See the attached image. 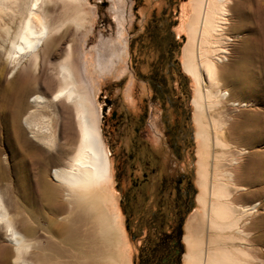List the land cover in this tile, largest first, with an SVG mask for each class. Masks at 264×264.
Returning <instances> with one entry per match:
<instances>
[{
  "label": "bare ground",
  "instance_id": "obj_1",
  "mask_svg": "<svg viewBox=\"0 0 264 264\" xmlns=\"http://www.w3.org/2000/svg\"><path fill=\"white\" fill-rule=\"evenodd\" d=\"M193 1L183 68L197 83L192 103L204 214L185 232L184 264H262L260 236L254 234L246 246L231 234L242 232L258 204H242L231 191L246 189L233 169L245 149L231 142L235 126L225 120L233 92L218 84L220 77L238 75L219 66L232 55L231 32L239 28L235 17L248 28L247 14L260 21L264 12L259 3L251 7V0ZM90 18L83 0H0V50L10 73L26 72L15 89L5 84L0 100V264H120L123 232L109 209L111 157L75 54V35ZM259 35L263 46L264 32ZM106 44L108 51L98 57L101 69L124 54L116 41ZM257 45L242 46L238 73L264 74ZM39 78L41 87L32 89L31 81ZM246 80L237 87L252 94ZM242 113L245 127L254 129L242 137L256 141L259 117Z\"/></svg>",
  "mask_w": 264,
  "mask_h": 264
},
{
  "label": "rangeland",
  "instance_id": "obj_2",
  "mask_svg": "<svg viewBox=\"0 0 264 264\" xmlns=\"http://www.w3.org/2000/svg\"><path fill=\"white\" fill-rule=\"evenodd\" d=\"M257 3L260 4L261 12H264V0H251L250 5L251 7L256 6ZM83 5L90 14L91 20L84 30L75 35V54L81 74L89 84L88 88L99 109L101 131L111 157L113 179L111 180V194H109V209L116 220V224L123 232L124 240H122V244L120 243V264H146L145 259L150 248L149 239L152 234L156 239L161 237L160 233L163 231L165 232L164 235L167 231V235L170 236L179 230L181 239V235L183 232L185 235L189 224L204 214L198 199L202 187L199 184L197 126L195 107L192 103L197 83L194 77L183 68L190 77L189 90L192 98L190 102L185 100L181 105L185 108V117H190V120L188 121L182 116L184 112L178 115H181L180 117L183 119L185 118L184 122L189 125V132L186 143L183 145L182 142H178L174 144L176 146L173 148V140L170 138L173 139L174 136L169 137L167 134L169 129L164 121L166 116L172 125L178 115L167 104V101L158 99L151 82L143 77V74H146L150 69L148 61L155 55L153 53H150L149 56L147 54L142 55L138 49L140 37L146 34L153 19L159 17L163 12H168L171 22H175L173 31L176 37H186L185 45L189 37L187 24L194 12V1L83 0ZM247 17L250 21L248 28L240 25L238 17H235L239 28L237 27L236 31L231 32L235 33L231 36L232 55L228 57V61L224 60L219 64L223 72L225 69H229L234 70L233 72L238 75L228 74L220 77L222 82H219L218 87L233 92V98L226 104L225 120L229 128L233 124L235 126L230 138L231 142L238 148L245 149L242 155H237V152H234L238 156V162L233 169L235 173L240 172L242 174L236 176V182L245 186L246 189L235 191L234 188H231V191L234 192L233 196L240 197L242 204H258L257 211L252 212L245 224L243 222L242 232L232 229L231 234L235 236L236 242H243L246 246L251 243L254 234L260 236V257L261 263L264 264V74L261 71L254 72V74L244 71L238 73L239 57L244 49L242 47L244 44L254 43L257 45L258 43L255 48L256 53L259 56L264 54V45L262 46L261 40H259L262 38V35L260 37L259 34L264 32V17H261L260 21H253L251 19L253 16L250 14H247ZM261 24L262 26H260ZM262 28L263 30H261ZM256 31L259 32L256 34ZM115 41L124 49L123 58H116L113 63L114 66L101 69L98 65L99 53L106 54L108 51L106 42L109 44V42ZM183 47L181 49L182 67ZM252 66H257L259 69L258 62H253ZM10 71L6 56L0 50V100L4 96L5 84H9L11 89H15V81L26 73H23L22 68L16 69L13 73ZM246 78L250 81L252 94L247 88L244 90L237 87L243 81H247ZM40 80L41 78L32 80L30 87L32 89L40 88L41 86L37 83ZM204 84L208 85V80L205 79ZM178 90L179 88H177ZM236 101L250 102L251 104L241 106L235 104ZM243 111L249 114L256 113L259 117L255 129L258 134L256 141L242 137L245 131H250V129L252 132L254 131L252 127H245ZM56 126L62 130V126ZM181 130L180 128L178 131L180 138L182 136ZM2 136L3 132H0V139ZM175 138L180 140L177 135ZM2 141L1 139L0 146ZM144 174L149 177V183L142 184L146 180ZM161 175L166 178L168 186L167 193H164L166 205L161 209L163 213L167 212L168 218V223L164 229H161L160 226L155 227L151 223L149 227L146 223L149 218L145 223L139 222V217L145 214L150 203H152L151 201H153L152 191L159 185ZM181 178L183 181L179 187L186 189L183 199L190 200L184 211V216L178 220L175 217V211L179 207L177 206L178 203L175 202L173 181L175 179L177 182ZM137 182H141V184L138 186ZM152 220L150 219V221ZM253 224H257L256 228L251 229ZM41 238L44 239V236ZM180 242L181 252L184 250L182 255V264H184L186 251L184 236L183 241L181 239ZM177 256L180 260L179 253ZM163 259L161 261L163 264H170Z\"/></svg>",
  "mask_w": 264,
  "mask_h": 264
},
{
  "label": "trees",
  "instance_id": "obj_3",
  "mask_svg": "<svg viewBox=\"0 0 264 264\" xmlns=\"http://www.w3.org/2000/svg\"><path fill=\"white\" fill-rule=\"evenodd\" d=\"M174 25L175 22H171V17L168 12H163L159 17H155L146 34L140 37L138 49L139 53L142 55L147 54V56H149L150 53L155 55L148 61L150 69L146 74H143V77L151 82L154 92L158 95V99L167 101V104L174 109L177 115L184 112L182 116L185 117V108L181 103L185 100L190 102L192 98V94L189 90L190 77L183 70L181 64V49L186 37L182 36L181 38H177L173 31ZM177 88H179L178 91ZM178 116L174 119V124L172 125L170 124L169 118L166 116L164 122L169 129L167 130L169 137L174 136L173 139L170 138V140H173L172 144L174 145L178 142H182L184 145L189 132V125L184 122V119L186 118L189 121L190 117H185L183 119L180 117L181 115ZM180 128L182 129L180 133L182 135L181 138L178 135ZM175 135H177L180 140L176 139ZM175 146L176 145H174L173 148ZM163 206L165 205L160 207ZM149 209L150 208L147 209L144 215L139 217V222L145 223L149 218L146 222L149 227L151 223L155 225V227L160 226L161 229H164L168 223L167 212L161 214L159 212L161 208H159L157 210L158 213L150 217ZM150 219L153 220L150 221ZM182 252H184V250Z\"/></svg>",
  "mask_w": 264,
  "mask_h": 264
},
{
  "label": "flooded vegetation",
  "instance_id": "obj_4",
  "mask_svg": "<svg viewBox=\"0 0 264 264\" xmlns=\"http://www.w3.org/2000/svg\"><path fill=\"white\" fill-rule=\"evenodd\" d=\"M149 176H151V174H148ZM152 178V177H151ZM144 179H146L142 184L148 182L149 183V177H147L146 174H144ZM165 180V183H164ZM183 178L179 179L177 182L174 179V187H173V193L175 194V199H176V203L177 206L179 207V209L177 208L175 211V217L180 220L181 217H183L184 215V211L186 209V206L188 204V201L190 200H184L183 198H185V190L181 187H179L182 184ZM141 184V182H137V185L139 186ZM156 188V189H155ZM153 189V195H152V203H150L149 206V215L150 217L154 216V214L158 213V209L162 207V205H166L165 202V196L164 193L166 194L168 190V186L166 183V178H164L163 175H161V179H160V183L159 185H157ZM187 192V191H186ZM149 194V193H148ZM147 194V196H148ZM180 197V198H179ZM189 198V197H188ZM150 200V199H149ZM148 201V198H147ZM156 202V203H155ZM155 206V208H154ZM165 206H163L164 208ZM154 208V209H153ZM161 214L163 213V211H159ZM181 223V222H180ZM181 225V224H180ZM158 227V226H156ZM166 233H168L166 231ZM165 232H161L160 236L158 238H154L152 234L150 239H149V244H150V248L148 251V254L146 256V264H160V262L162 261V259L164 261H168L170 262V264H179V261H181L182 264V255L183 252H181V239L183 241V236H184V232L181 235V239H180V234H179V230H176V232H174L172 235H164ZM178 253L181 257V259H178ZM161 264H163L161 262Z\"/></svg>",
  "mask_w": 264,
  "mask_h": 264
}]
</instances>
